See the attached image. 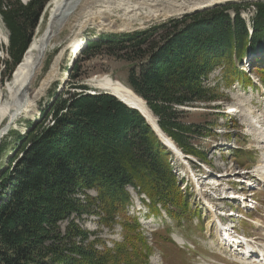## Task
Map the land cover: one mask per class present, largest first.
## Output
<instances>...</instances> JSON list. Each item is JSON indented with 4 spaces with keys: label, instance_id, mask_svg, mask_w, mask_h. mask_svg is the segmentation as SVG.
Here are the masks:
<instances>
[{
    "label": "trees",
    "instance_id": "trees-1",
    "mask_svg": "<svg viewBox=\"0 0 264 264\" xmlns=\"http://www.w3.org/2000/svg\"><path fill=\"white\" fill-rule=\"evenodd\" d=\"M49 1L0 0L9 37L7 48L0 43L9 56L0 57L3 81L21 63ZM248 5L227 3L145 29L87 37L84 54L104 50L128 61L127 86L146 101L165 134L214 166L188 142L212 129V122L186 123L179 115L187 111L178 106L219 109L213 102L228 95L220 82L205 83L217 68L226 86H255L241 66L247 56L264 85V0L252 3L250 25L242 16ZM57 87L38 119L0 143V155L7 151V161L0 162V264H148L152 247L138 216L128 214L127 186L145 193L150 202L141 199L150 213L160 215L161 205L178 223L188 218L191 201L177 184L173 152L138 110L115 96L87 93L91 87L79 79L73 91L57 94ZM13 133L16 141L8 142ZM91 215L107 226L120 222L123 240L110 248L92 239L95 234L80 223Z\"/></svg>",
    "mask_w": 264,
    "mask_h": 264
},
{
    "label": "rangeland",
    "instance_id": "rangeland-1",
    "mask_svg": "<svg viewBox=\"0 0 264 264\" xmlns=\"http://www.w3.org/2000/svg\"><path fill=\"white\" fill-rule=\"evenodd\" d=\"M21 1L23 3H27L29 0ZM256 1H227L218 4L217 6L227 3L249 4L247 9H242V15L247 18L248 16H252L254 11V6L252 3ZM49 2L45 7L44 16L40 18L39 23L35 28L31 41L35 36L36 31L38 29L41 30L47 21L46 8ZM191 13L193 12H188L178 16H171L168 18L143 21L144 23L142 25H139L137 21L134 23L133 28L124 31L98 30L97 27L93 26V24H89L78 35V38L83 41V43H85L87 37H91L95 40L98 39L100 34L132 32L135 30L145 29L153 24L168 21L171 18H180ZM119 23L120 21L118 20L117 24ZM0 24L4 26L7 35L8 30L6 29L1 16ZM2 44L5 46V48H7L9 45H5L4 43ZM82 50L76 54V56H78V59L76 60L78 67H76L73 71L70 70L68 72L69 65L67 62L69 59H67V61H65L63 64L62 69L63 71L66 70V80H58L55 82L58 84L56 89L57 94L70 90L71 84L78 79L79 81L83 80L85 84H89V86L92 87V90L97 89L98 87L95 83L104 75H109L110 77L118 79L127 85V76L130 68L128 61L115 55H110L104 50L92 51L90 52V55L84 54V50L83 52ZM56 51H58V49L53 52V55ZM0 57H9L6 49L0 48ZM249 58L250 56L244 58L241 64L242 68L245 70H249V67L251 68V65L249 64ZM3 68L4 65L1 64L0 72ZM221 75V68H217L205 83L212 86L217 82H220V91L227 94L229 99H224L222 101L218 100L213 103L221 104L222 107L219 109H212L206 105L199 104L198 107H191L192 109L186 110L187 112L180 114L179 117L186 123L203 124L207 121L212 122V129H204L201 133H195L188 140V142H190V144L198 150L206 152L208 159L212 160L214 166L219 171L223 170V167H226V173L228 175L232 174V177H237L238 175V177L240 176V178L245 179L246 177L242 173V170L248 173L250 172L251 176L254 175L256 166L259 164L262 154H264V143L256 144V140H260V138L262 139L263 137H261V135L264 133V85L261 84V79H258L256 75L252 73L250 76H252V81L253 78L256 80V86H243L239 82H235L232 85L226 86ZM5 81H3L2 75L0 73V83L3 84ZM52 87L53 85L39 101L35 114L31 118H20V120H18L16 124L13 125L11 130L14 129V132H24L27 124L30 121H35L39 118L41 109L44 108L51 100V94L53 90ZM71 90L73 91L74 89ZM238 101L242 102L241 105L246 107H243V109L245 108L248 110L251 108L250 110H254L253 112L259 116L260 122H257V124L260 127L257 126L256 122L248 123L244 117L239 115V113L233 109L235 107L233 105ZM254 125H256L257 128H255ZM252 127L253 129H250ZM11 130H9V132ZM9 132L7 134H9ZM16 134L17 133H13L12 136L9 135L7 141L14 143L17 139ZM11 138L12 140L10 141ZM222 141L226 143L230 142L234 146L231 145L232 147H225V150H223V155L220 158L217 155L218 151L216 149L219 148L218 146ZM8 147L9 146H7V148ZM6 154L7 151H4L0 155V157L3 158V161H0L2 165H4V163L7 161ZM187 160L179 159L174 155L170 158L171 165L174 166V170L176 172V178L178 179L177 184L180 186V190L183 192V186H181L179 183V179H182L184 187H188V199L192 201V213L190 216H188V218H183L180 223L170 218L167 210L164 208L160 215L150 213L148 206L141 200L142 197H146L145 193L138 194L137 190H135L132 186H127V191L130 193L132 198L131 204L128 206V214L132 216L136 215L140 218L142 224L141 230L144 235L148 237V243L152 247V253L149 256L148 264H153L152 258L156 260L155 264H240V261L251 264L250 261H243L240 255L236 256V253H232L228 247L224 246V252L220 250V247L217 248V244L220 243L223 231H221L217 223L212 220V218L217 219L215 213H211L210 208L206 207L207 202L210 201V199H202L199 193V187L204 184V180L207 178V171L202 169L200 164L197 162L192 161L191 159L188 161ZM205 166L211 167L208 164H205ZM228 178L231 179V175L229 177L226 176L219 181L214 180L215 192L211 191L209 194V196L213 198V204L216 208V213L224 211V213L227 214L230 212L231 207L234 210L237 209L238 205L234 198H224V196H221L224 193H220L221 190L225 191L228 190V187H230L229 182H227L229 180ZM252 182L254 185H257L258 181ZM234 186L237 191H248L242 184H235ZM91 193L95 195L96 192L91 191ZM249 193L254 194V197L260 203L264 204V181L259 183L257 190H250ZM215 195H217L218 198L215 199ZM220 196L222 199H220ZM145 201L148 202L150 200L146 197ZM217 208H219V210ZM250 216L251 219L258 224L251 223V220L239 222L238 219H231L230 217H227L224 219V221L227 226L235 225L236 228H239L241 235L245 234L251 239H255L256 243H262L264 242V231L262 232L259 229L261 228L264 230V208L258 209L257 212H254ZM148 221L151 222L147 226L145 222ZM80 223L84 226V228L95 234L91 236L92 239L95 236L103 239L107 247L112 248L114 247V242L123 240L124 229L120 222L115 223L113 226H107L100 222L99 216L91 215L85 216L84 220H81ZM174 234L180 236V240L183 243L186 241L187 243H177V241H175L172 237ZM97 246L102 248L101 244H98Z\"/></svg>",
    "mask_w": 264,
    "mask_h": 264
},
{
    "label": "bare ground",
    "instance_id": "bare-ground-1",
    "mask_svg": "<svg viewBox=\"0 0 264 264\" xmlns=\"http://www.w3.org/2000/svg\"><path fill=\"white\" fill-rule=\"evenodd\" d=\"M227 1L243 0H51L46 8L47 21L44 27L36 31L13 75L0 85V142L20 118H31L35 114L39 101L56 81L66 80V70L62 69L63 64L69 59L67 62L69 65L73 56L83 49L82 46L86 41L83 43L78 35L89 24H93L98 30L124 31L133 28L137 21L139 25H142L143 21L183 15ZM118 20L119 24H117ZM0 36H7L2 24H0ZM57 49L58 51L53 55ZM117 81L120 80L104 75L95 84L98 88H108L125 97L128 102L135 103L145 109L146 116L155 122L153 124L155 127L156 125L158 127L157 118L145 100L124 82ZM241 103L235 102L233 109L248 123H259V116L253 112L254 110L245 109L246 107ZM243 107L245 108L243 109ZM257 126L260 127L258 124ZM257 126L254 125L255 128ZM158 132L169 146L175 145L171 137V139L166 138L169 136L164 134L165 132L161 129ZM261 137L263 138L256 140V144L264 143V133ZM223 146H226L224 141H222L221 147ZM174 153L179 159L186 160L183 157V152L180 153L179 149ZM211 175L215 176L213 173ZM254 176L264 181V154L256 166ZM247 184L252 186V182L248 179ZM206 188V186L204 188L201 186L199 191L203 193L202 191ZM207 205L211 213H215L217 216V219L212 218V220L217 223L220 230H224L225 237H221L222 242L217 244V248L220 247V250L224 252L225 247L230 246L231 249L233 247L236 256L240 255L243 261L251 263V259L256 257L255 262L260 260V263L264 264V243L261 246L262 249H258L259 246L255 239L234 238L232 232H228L229 229L225 228L221 222L215 206L209 202ZM224 215L229 216L230 213H224ZM150 222H145V224L148 226ZM259 230L263 231L261 228ZM173 236L176 241L183 243L180 236L176 234ZM259 252H262L263 259H260L261 255H257ZM152 260V263L155 264L156 260L154 258Z\"/></svg>",
    "mask_w": 264,
    "mask_h": 264
},
{
    "label": "water",
    "instance_id": "water-1",
    "mask_svg": "<svg viewBox=\"0 0 264 264\" xmlns=\"http://www.w3.org/2000/svg\"><path fill=\"white\" fill-rule=\"evenodd\" d=\"M215 6H217V5H215ZM210 8H212V7H210ZM206 9H209V8H206ZM202 10H205V9H201V10H196L195 12H197V11H202ZM0 42L1 43H4L5 45H8L9 44V38H8V36H0ZM76 58H77V56H76V54L73 56V58H72V60H71V63L69 64V66H68V72L70 71V69H71V67H72V65H73V63L76 61ZM117 82H120V81H117ZM1 84V83H0ZM101 91H104V92H106V93H109V94H111V95H113V96H115L116 98H118L120 101H122L124 104H126L128 107H131V108H134V109H137L144 117H145V119L147 120V122L151 125V127L153 128V130L155 131V133L157 134V136L159 137V139H160V141L164 144V145H166L167 147H169L171 150H173V151H175V152H177L178 151V149H177V147L175 146V145H173V146H169L162 138H161V135H159V132H158V130H160V127L158 126L157 127V125H156V127H155V125H153V124H155V122H153L152 121V119H150V118H148L147 116H146V114L144 113V111H146L145 109H143L142 107H140V106H138L137 104H135V103H130V102H128L127 100H126V98L125 97H122V96H120L119 94H117L116 92H114V91H111L110 89H108V88H99ZM88 93H90V94H95V92H93V90H89L88 91ZM183 109H185V110H189V109H191L190 107H182ZM180 153H181V151H180Z\"/></svg>",
    "mask_w": 264,
    "mask_h": 264
}]
</instances>
